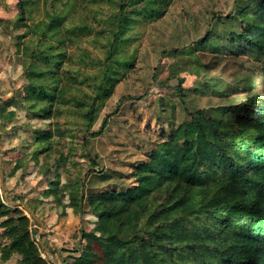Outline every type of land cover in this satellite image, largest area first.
Wrapping results in <instances>:
<instances>
[{"label":"trees","instance_id":"obj_1","mask_svg":"<svg viewBox=\"0 0 264 264\" xmlns=\"http://www.w3.org/2000/svg\"><path fill=\"white\" fill-rule=\"evenodd\" d=\"M33 1L20 0L19 21L29 18ZM50 1H44L46 20L30 29L25 21L27 28L17 36L16 50L29 59L23 98L12 95L3 103L22 104L43 119L74 106L90 129L125 71L134 66L135 55L127 53L136 38L133 30L142 20L162 18L173 0H90L95 18L103 3L118 8L109 17H98L104 23L99 35L109 32L110 38L103 58L89 55L80 46H76L82 50L79 56L69 50L95 27L88 20L68 21L74 1L62 0L60 7L56 0ZM215 18L211 30L185 47L189 53L211 47L224 48L232 56L249 54L261 62L264 75V0H236L233 10ZM218 25L225 29L218 31ZM30 30L38 40L27 38ZM77 58L89 70H98L87 74L81 66L72 68L70 63ZM179 92L184 95L183 89ZM160 106L157 113L166 112L167 117V106ZM107 125L105 117L93 135L101 134ZM56 132L63 135L61 130L41 132V141H50ZM134 169V184L86 191L85 183L81 188L77 181L65 200V189L55 179L45 191L56 197L65 212L71 207L98 217L92 231H83L86 245L65 259L66 264H264V94L189 111ZM93 171L103 181L117 172ZM158 193L164 195L160 202ZM6 201L0 192L1 234L8 239L1 245L2 261L19 254L20 264H54L43 255L30 216Z\"/></svg>","mask_w":264,"mask_h":264},{"label":"rangeland","instance_id":"obj_2","mask_svg":"<svg viewBox=\"0 0 264 264\" xmlns=\"http://www.w3.org/2000/svg\"><path fill=\"white\" fill-rule=\"evenodd\" d=\"M44 1L34 0L29 5V18L21 22L18 20L20 0H0V155L3 171L0 192L7 200L20 201L27 206L19 207L30 216L43 255L54 264H66L65 259L70 260L71 255L78 254L86 245L83 231H92L99 221L90 212L78 213L71 207L68 208L72 209L71 214L65 212L53 194H46L55 179H59V188L65 189V200H68L70 185L77 181L81 188L85 183L86 191L91 187L99 190L111 185L134 184L137 181L135 164L147 160L149 151L171 127L180 124L189 111L264 94V75L261 62L255 56L245 53L232 56L224 52V48L211 47L189 53L185 48L216 25L215 17L219 13L233 10L236 0H173L162 18L142 20L133 30L134 34L130 32L136 36L127 52L135 55L134 66L125 71L113 95L101 108L94 126L89 129L82 112L74 106L64 107L62 115L52 118L35 117L22 104L5 105L3 101L12 95L23 98L29 59L23 51L16 50L17 36L27 28L25 21L30 29V25L46 20ZM70 1H74V6L69 10L68 21L73 24L88 20L95 30L90 35H82L77 45L73 44L69 50L76 51L79 56L82 50L76 46H80L88 50L89 55L103 58L109 50L110 38L109 32L99 35L104 23L101 24L98 17H109L118 10L117 6L103 3L96 10L99 15L95 18L90 0ZM55 4L60 7L62 0H56ZM224 29L217 26L218 31ZM30 31L27 38L38 40V34ZM70 66H81L87 74L98 70H89L79 58ZM207 84L218 85L215 88ZM84 89L89 87L84 86ZM182 89L184 95H180ZM74 91L82 93L78 88ZM161 104L167 106V117L166 112L157 113ZM11 111L14 114H10ZM105 117H108L107 127L101 134L93 135ZM48 130H61L63 135L56 132L50 141H41L39 134ZM46 147L50 148L35 155ZM16 166H19L17 170ZM93 169L117 171L116 177L103 181ZM163 196L158 193L157 202L163 200ZM37 218L43 221L44 227ZM2 220L0 217V264H20L19 254L6 262L1 259V245L8 241L1 234ZM40 231L43 232L39 234Z\"/></svg>","mask_w":264,"mask_h":264},{"label":"water","instance_id":"obj_3","mask_svg":"<svg viewBox=\"0 0 264 264\" xmlns=\"http://www.w3.org/2000/svg\"><path fill=\"white\" fill-rule=\"evenodd\" d=\"M2 174H3V171H2V158H1V155H0V175L2 177ZM8 203H10L11 205H15V206H25L27 207L23 202H20V201H11L8 199ZM28 211L31 213V214H34V212L30 209V208H27ZM39 219V218H37ZM39 221L42 223L43 227H44V223L42 220L39 219ZM43 231H40L39 234H41ZM57 264H59L57 262Z\"/></svg>","mask_w":264,"mask_h":264},{"label":"crops","instance_id":"obj_4","mask_svg":"<svg viewBox=\"0 0 264 264\" xmlns=\"http://www.w3.org/2000/svg\"><path fill=\"white\" fill-rule=\"evenodd\" d=\"M71 210H72V209H68V210H67V211H68V213L72 212ZM70 214H71V213H70Z\"/></svg>","mask_w":264,"mask_h":264}]
</instances>
